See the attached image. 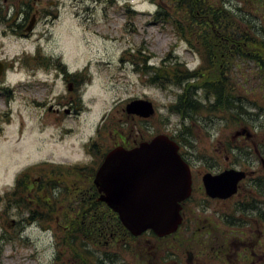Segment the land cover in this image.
Masks as SVG:
<instances>
[{"label":"rangeland","instance_id":"1","mask_svg":"<svg viewBox=\"0 0 264 264\" xmlns=\"http://www.w3.org/2000/svg\"><path fill=\"white\" fill-rule=\"evenodd\" d=\"M213 1L248 10L256 8L258 3L257 0ZM261 1L260 14L264 16V0ZM170 3L172 0H0V62L3 63L0 76V264H158V254L166 248L167 242L153 240L149 234L137 239L121 238L114 246L84 240L80 248L83 258L75 260V253L64 237L66 228L11 227L10 220L17 211L9 207L6 212L3 201L5 193L24 173L34 177L36 170L40 175L41 167L46 173L49 168L42 164L43 160L64 166L87 162L90 169L97 167L100 158L87 153L85 143L97 138L101 146L114 144L115 134L111 131L117 129L116 124L124 127L126 118L122 109L135 98L152 101L156 109L153 116L145 119L147 121L137 124L143 140L168 134L178 136L181 141V154L192 170L193 195L187 203L192 210L187 209V215L192 216L193 222L225 219L233 223L234 229L256 231L260 225L264 228V221L258 219L255 209L239 208L241 203L248 206L253 200L247 192H256L255 198L264 199L254 186L259 178L264 181L262 111L260 116L252 113L254 119L249 122L206 111L182 119L171 109L181 89L171 84L153 83L150 74L142 69L145 65L159 67L164 58H167L164 68L170 60H178L195 69L205 60L200 46L194 48L179 40L174 20L181 16L174 14L172 18L155 19L158 8L163 6L167 12ZM30 7L27 19L23 15ZM52 12L57 14L55 19ZM34 18L32 29L27 30ZM23 23L25 31L30 33L28 36L14 31ZM49 58H60L73 70L87 67L90 80L83 81L79 112L61 118L47 114L51 104H59V96L67 98L69 95L61 81L51 94L50 88L32 79L35 70L41 75L44 72L39 68V60ZM245 69L246 66L235 71L240 82L249 81L242 75ZM248 98L264 107L262 92L250 93ZM101 127H104L103 132L98 135ZM244 128L251 137L245 134L235 137V133ZM228 168L256 170V173L244 181L239 194L231 200L204 204L203 174ZM60 172L51 174L57 179H72L83 187L92 184L91 179L81 181L77 173L62 175ZM196 189L200 192H195ZM259 189L264 193V187ZM195 205H200L196 213ZM241 236L250 234L235 237ZM152 246L155 249L152 250Z\"/></svg>","mask_w":264,"mask_h":264},{"label":"flooded vegetation","instance_id":"2","mask_svg":"<svg viewBox=\"0 0 264 264\" xmlns=\"http://www.w3.org/2000/svg\"><path fill=\"white\" fill-rule=\"evenodd\" d=\"M30 9L31 7L25 9V11ZM50 14L54 19L57 17V14L53 12ZM14 31L19 32L20 36L30 35V33L25 31V23L16 26ZM60 56L63 57V54ZM39 65V68L43 69L44 72H42L41 75L38 70L34 71V77H32V79L35 83L46 85L52 90L51 94H53L54 86L58 81H61L66 86L69 93L67 98L66 96H59V104L57 106L51 104L46 111L47 114L61 118L75 111L79 112V109L82 108L84 91L83 81L90 80L89 75L87 76V67L84 66L82 70H73L67 62L60 58L39 60ZM73 105H75V107ZM41 106L44 107L43 104H41ZM122 111L126 121L122 124V126H124L123 128L121 124H116L115 127L117 129L111 131L115 134L113 138L114 144L101 146L97 138L94 140L91 138L92 140L87 141L84 145L87 153L94 154V156L98 155L100 158L97 167H92L90 169L89 163L87 162H76L65 166L63 164L56 165L46 159L42 162V164H46L47 168H49L46 173L43 167H41L40 175H37V171L34 170L36 176L32 177L31 174L24 173L18 181L17 179L15 180V185L11 186L10 190L5 193L3 198L6 212H8L9 207L17 211L15 216L10 220L9 226L14 228L19 227V229L29 225H44L46 228H68L71 226L73 214L77 207L72 201H81L88 205L90 204L91 208L89 211L91 213H95V208H98L99 218L101 222L104 221L105 203L99 198V192L101 191L94 182L96 172L105 159L106 154L113 148L122 145L130 149L138 146L141 141H144L137 124L139 121L144 122L147 120L136 115L127 114L125 108H123ZM103 128L104 127H101L100 129L102 130H98V135L103 132ZM174 137H176L180 143L181 152V141L178 136ZM179 137L181 138V133ZM57 168L62 171L60 172L62 175L68 172H70V174L77 173L80 175V178H82L81 181L85 179L90 181L91 179L92 184L88 187H83L82 185H78V182L74 183L72 179H57V177L52 175L59 173ZM248 173L246 179H243L239 183L238 192L229 198H212L206 193L205 188H203L201 192L206 195L203 203L205 204L209 201L226 202L231 200L234 196L239 194L244 181L247 180L250 175L253 176L256 170L249 171ZM250 185L252 187V184ZM254 186L256 187V184H254ZM94 192H98V195ZM195 192L200 191L196 189ZM257 193L260 194V196H264L263 192ZM247 195L253 200H251L248 206H244V204L241 203L239 208L245 209L247 207L251 210L255 209L258 212V219L262 221V215L260 217L259 212H263L264 210V199L255 198L256 192H247ZM191 197L182 203L183 220L178 229L177 237L167 236L161 238L151 235L153 240L167 242L166 248L164 247V249L161 250V254H158V264H264V228L261 227L259 220L260 227L258 225L259 228L256 231L251 229L243 230L242 228L234 229L233 223L225 219L223 221L209 223H196V220L193 222L192 216L187 215V209L190 211L192 210L187 205ZM198 206L200 205H195L194 213H196L198 209L196 207ZM57 211L59 214H68V219L63 220V217L56 214ZM92 215L94 217V214ZM86 222H89V220H86ZM237 224L239 226V223ZM248 234H250L248 237H235ZM132 238L137 239V237ZM189 238L191 239L189 240ZM114 240L116 243L113 242V246L114 244H119L121 239L114 238ZM168 242H170V244H168ZM105 245L108 246L110 243L106 242ZM153 249H155V246H152V250ZM156 253L157 251L154 252V254Z\"/></svg>","mask_w":264,"mask_h":264},{"label":"trees","instance_id":"3","mask_svg":"<svg viewBox=\"0 0 264 264\" xmlns=\"http://www.w3.org/2000/svg\"><path fill=\"white\" fill-rule=\"evenodd\" d=\"M257 1V7L248 10L228 7L213 0H172L173 3L168 6L170 10L166 12L160 6L156 11L155 19L159 21L172 18L174 14L181 16L174 20L179 40L186 41L194 48L200 46L205 57L195 69H190L178 60H170L164 68L167 58L162 60L163 64L159 67L145 65L142 68L150 74L153 83L162 86L171 84L181 89L171 109L182 119L193 118L203 111L246 122L254 119L252 113L260 116L262 111L264 118V107L248 98L250 93L262 92L264 95V16L260 14L263 2ZM29 14L30 10L23 16L28 19ZM244 66L246 72L242 75L248 82H240L235 76V71ZM251 82L255 84L251 85ZM251 109L256 111L252 112ZM261 126L264 127V119ZM262 187L264 182H256L258 192H261L259 188ZM94 193L98 195V192ZM72 203L77 207L71 226L64 230V237L66 243L69 242L67 246L75 253V260L83 258L80 248L85 244L84 240L95 244H111L116 243L114 238L132 236L117 213L106 204L104 221L101 222L98 208H95V213H91L90 204L81 201ZM56 214L63 220L69 217L58 211ZM261 215L264 220L262 211L259 212Z\"/></svg>","mask_w":264,"mask_h":264},{"label":"water","instance_id":"4","mask_svg":"<svg viewBox=\"0 0 264 264\" xmlns=\"http://www.w3.org/2000/svg\"><path fill=\"white\" fill-rule=\"evenodd\" d=\"M35 18L27 30L32 29ZM3 63L0 62V76ZM128 114L149 118L155 114L152 101L136 98L126 104ZM251 133L246 128L235 137ZM179 144L167 134H158L138 146H117L109 151L98 168L94 182L104 201L134 236L151 230L164 237L176 232L183 220L182 203L192 193L190 164L179 153ZM244 170L228 168L206 172L202 183L212 198H229L245 179Z\"/></svg>","mask_w":264,"mask_h":264}]
</instances>
